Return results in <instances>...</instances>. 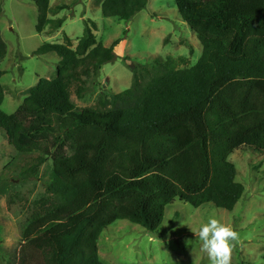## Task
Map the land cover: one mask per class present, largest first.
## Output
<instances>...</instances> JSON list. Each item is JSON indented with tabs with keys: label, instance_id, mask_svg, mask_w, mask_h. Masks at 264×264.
<instances>
[{
	"label": "trees",
	"instance_id": "obj_1",
	"mask_svg": "<svg viewBox=\"0 0 264 264\" xmlns=\"http://www.w3.org/2000/svg\"><path fill=\"white\" fill-rule=\"evenodd\" d=\"M28 1L38 9V34L62 27L64 20L49 19L50 0ZM99 1L104 17L126 22L149 3ZM176 5L203 47L193 67L172 57L132 66L131 88L78 109L72 89L82 99L87 80L116 61L119 44L105 47L86 22L75 49L66 37L35 52L59 56L57 77L41 79L17 113L2 110L0 84V130L20 155L39 153L20 179H37L48 160L53 164L46 196L23 232L18 264H104L99 240L117 221L154 232L176 200L233 211L242 199L245 187L229 158L238 151L264 155V0ZM6 54L0 35V61ZM64 137L73 141L71 156L53 153Z\"/></svg>",
	"mask_w": 264,
	"mask_h": 264
},
{
	"label": "rangeland",
	"instance_id": "obj_2",
	"mask_svg": "<svg viewBox=\"0 0 264 264\" xmlns=\"http://www.w3.org/2000/svg\"><path fill=\"white\" fill-rule=\"evenodd\" d=\"M50 20H64L53 33L38 34L39 13L28 0L0 2V35L7 46L0 61L5 72L0 84L5 101L2 110L17 113L30 89L41 79L57 77L60 58L56 53L35 55L44 44H64L67 37L77 47L85 35L86 22L94 24L93 35L105 47H115L117 59L103 66L99 75L87 80L85 96L80 99L72 89V102L78 109L93 108L101 95L120 94L131 88L132 66L146 65L155 59L187 58L183 68L195 66L203 47L196 34L183 21L176 0H149L145 10L126 22L102 15L99 0H50ZM60 7L64 9L60 11ZM52 24L47 28L51 30ZM73 141L64 137L53 153L71 156ZM34 152L20 155L0 130V264H18L23 232L37 203L46 196L45 183L52 177L48 160L37 179H20ZM229 161L236 167L237 182L245 193L233 211L204 204L195 208L176 200L166 208L161 227L150 232L128 220L117 221L99 240V256L104 264H210L193 232L214 215L239 235L234 242L232 264H264V155L235 152Z\"/></svg>",
	"mask_w": 264,
	"mask_h": 264
},
{
	"label": "clouds",
	"instance_id": "obj_3",
	"mask_svg": "<svg viewBox=\"0 0 264 264\" xmlns=\"http://www.w3.org/2000/svg\"><path fill=\"white\" fill-rule=\"evenodd\" d=\"M193 233L195 239L198 237L201 251L207 254L210 264H232L234 242L239 240L235 230L210 215L199 231Z\"/></svg>",
	"mask_w": 264,
	"mask_h": 264
}]
</instances>
